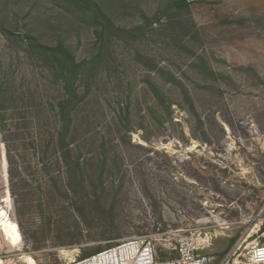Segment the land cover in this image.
Listing matches in <instances>:
<instances>
[{
	"label": "rangeland",
	"instance_id": "rangeland-1",
	"mask_svg": "<svg viewBox=\"0 0 264 264\" xmlns=\"http://www.w3.org/2000/svg\"><path fill=\"white\" fill-rule=\"evenodd\" d=\"M132 239L264 264V0H0V264Z\"/></svg>",
	"mask_w": 264,
	"mask_h": 264
},
{
	"label": "built area",
	"instance_id": "built-area-1",
	"mask_svg": "<svg viewBox=\"0 0 264 264\" xmlns=\"http://www.w3.org/2000/svg\"><path fill=\"white\" fill-rule=\"evenodd\" d=\"M255 251L256 249L253 251V257L251 260L259 263L260 261L254 259ZM114 255L115 259L113 260ZM101 257H107L111 260H101ZM68 264H209V260L206 258L195 260L194 258L189 257L185 251H182V256L180 258L159 261L156 257V251L152 243L132 239L81 262H75L73 260L72 262H68Z\"/></svg>",
	"mask_w": 264,
	"mask_h": 264
},
{
	"label": "bare ground",
	"instance_id": "bare-ground-1",
	"mask_svg": "<svg viewBox=\"0 0 264 264\" xmlns=\"http://www.w3.org/2000/svg\"><path fill=\"white\" fill-rule=\"evenodd\" d=\"M262 249H264V248H261V249H259V250H262ZM259 250H257V251H259ZM61 251H62V250H61ZM61 253L66 257L65 259H67L68 262H72V261L74 260L75 256H76V254L78 253V251H77V250H74V251L63 250ZM114 259H115V255L113 256V260H114ZM101 260L108 261V260H111V259H109V258H107V257H104V258L101 257ZM261 260H263V259H261ZM263 261H264V260H263Z\"/></svg>",
	"mask_w": 264,
	"mask_h": 264
}]
</instances>
